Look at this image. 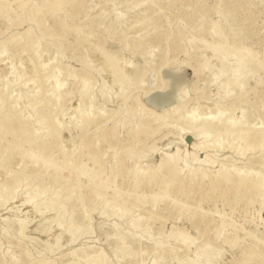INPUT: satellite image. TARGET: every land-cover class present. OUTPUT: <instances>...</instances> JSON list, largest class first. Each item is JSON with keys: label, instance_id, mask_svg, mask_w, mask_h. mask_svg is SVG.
Listing matches in <instances>:
<instances>
[{"label": "rangeland", "instance_id": "rangeland-1", "mask_svg": "<svg viewBox=\"0 0 264 264\" xmlns=\"http://www.w3.org/2000/svg\"><path fill=\"white\" fill-rule=\"evenodd\" d=\"M0 48V264H264V0H0ZM224 52L253 72L222 100ZM45 65L68 81L51 107ZM198 104L226 110L214 147L182 127Z\"/></svg>", "mask_w": 264, "mask_h": 264}, {"label": "bare ground", "instance_id": "bare-ground-1", "mask_svg": "<svg viewBox=\"0 0 264 264\" xmlns=\"http://www.w3.org/2000/svg\"><path fill=\"white\" fill-rule=\"evenodd\" d=\"M146 3V2H145ZM39 13V12H38ZM205 42V41H204ZM226 47L225 46H222V47H216L214 50H215V52L217 53V55H219V52L220 51H222L223 49H225ZM1 53H2V51H1V48H0V55H1ZM37 54V53H36ZM41 54V53H40ZM39 54V55H40ZM45 54V53H44ZM37 56V58H38V55H36ZM43 56H45V55H43ZM221 56H224L225 58L222 60V67H220V69H219V72L215 75V77H213V82H212V85H213V87H215L216 86V88H217V85H218V87L219 86H221V88H222V92H221V90H220V92H219V94H222V96L221 95H219V96H221L220 98L223 100L224 98H226V97H228V96H230V94L231 93H233L230 89H231V87H233L234 89H240V90H242L243 89V87H244V84H245V81H244V79L245 78H247L248 76H250V74L251 73H249V70H246L247 68L249 69L250 68V70L253 72V66L249 63V62H247L246 60H244L243 58L241 59L240 57H238V55H237V53H234V54H232V56H231V58L230 59H226V56L228 57V55H227V53H222V55H220V58H221ZM41 58V57H40ZM39 59V58H38ZM51 60H49V62H50ZM48 62V61H47ZM46 62V63H47ZM39 63V62H38ZM38 63H37V65H38ZM41 63V62H40ZM230 63H232V68H228L227 67V65L228 64H230ZM49 65V64H48ZM48 65H45V68H44V72H48L47 73V75L44 77V78H46L47 79V82L48 81H52V84L53 85H51L52 86V89H51V95H52V98L49 100V107H51V106H54V105H58V103L62 100V99H64V87L67 85V83H68V81H63L62 79H60V77H61V73H62V71H61V68H60V66H56V67H54L52 70H50L49 69V66ZM115 66V65H114ZM127 67H130V66H128V64L126 65ZM38 67H39V65H38ZM42 68H43V63H42ZM40 70V69H39ZM42 70V69H41ZM210 71V70H209ZM41 72V71H40ZM206 72V71H205ZM14 72H10V75H12ZM102 73H104V72H102ZM42 74H43V72H42ZM41 74V75H42ZM73 74V73H72ZM63 77V76H62ZM223 77H225V78H223ZM41 78H43V77H41ZM65 78H67V77H65ZM6 79H7V77H6ZM71 79L73 80L74 78H72L71 77ZM14 80V79H13ZM21 80V79H20ZM37 80V79H36ZM67 80V79H66ZM105 80H107L106 78H105ZM130 80V79H129ZM19 81V80H18ZM120 81H121V83H122V86H124V85H126V82H125V76L124 75H122L121 77H120ZM28 82H29V80H28ZM47 82H46V84H47ZM72 82V81H71ZM89 82V80H86L84 83H85V85H87V83ZM20 83V82H19ZM31 83H34L35 84V82L34 81H32ZM37 83V82H36ZM90 83V82H89ZM88 83V84H89ZM18 84V83H17ZM21 84H23V86L24 87H26L27 86V84L26 83H21ZM29 84V83H28ZM34 84H32L34 87H35V85ZM45 85V84H44ZM211 85V84H210ZM22 86V85H21ZM46 86V85H45ZM90 86V85H89ZM95 86V85H94ZM6 87V86H5ZM212 87V88H213ZM27 88H28V86H27ZM90 88H92V87H90ZM32 89V88H31ZM50 89V88H49ZM86 88H84L83 90H85ZM6 90V89H5ZM30 89H28V91H29ZM216 91H217V89H215ZM27 91V92H28ZM38 91V90H37ZM126 91V90H125ZM170 91V90H169ZM177 91V90H176ZM215 91V92H216ZM235 91V90H234ZM35 92V91H34ZM25 93V92H24ZM33 93V92H32ZM45 93V92H44ZM217 93V92H216ZM4 94V93H3ZM35 94V93H34ZM37 94V95H36ZM34 96L33 95H31V96H33V98H32V108H36V109H38L37 108V104H35L34 103V101L36 100V98L37 97H39L40 95H41V93L40 92H37ZM234 94V93H233ZM181 95V94H180ZM11 96V95H10ZM13 96V95H12ZM46 96H47V94H46ZM107 96H109V95H107ZM218 96V97H219ZM27 97H29V95H27ZM94 97V96H93ZM217 97V98H218ZM13 98V97H12ZM18 98H19V96H18ZM180 98V97H179ZM27 99V98H26ZM174 99H177V93H176V95H175V98H173V96L170 94V92L168 93V94H164V95H161V96H157V98L155 99V103L157 104V105H160V106H165V105H169V104H173L174 102H172L171 100H173L174 101ZM184 99V98H183ZM38 102H40V101H38ZM149 102V101H148ZM176 102V101H175ZM219 102V101H218ZM81 103V102H80ZM90 103V102H89ZM152 103V102H151ZM216 103V102H215ZM154 104V103H153ZM17 105V104H16ZM28 105H29V103H28ZM40 105V104H39ZM151 105V104H150ZM17 106H19V105H17ZM83 106H84V103H83ZM14 106H12V109H11V111L12 110H16L15 108H13ZM48 106L46 107V108H44V109H42L41 111H37L36 112V114L40 117V121H41V127L44 129L43 131H45V130H49V126H48V124H47V122L45 123V121H46V119H47V117H49L50 116V114H51V109L49 108ZM59 107V106H58ZM89 107H90V105H89ZM21 108V107H20ZM169 108V107H168ZM208 108V107H207ZM56 109V108H55ZM59 109V108H58ZM167 109V108H166ZM94 110V109H93ZM93 110L92 109H90V111L91 112H89V113H92L93 112ZM56 111V110H55ZM194 111H195V113L194 114H190L191 115V122H187V123H185V124H183L182 125V127H183V129L184 130H187L190 134H191V136H193L194 137V139L196 140V142H195V144H194V147L195 146H197L198 145V143H197V141L198 142H200V144H199V148H202V149H206V148H210V147H214V145L216 144L215 142H214V139H213V144H207L205 141L210 137V134H209V132H207V129L206 128H208L209 126H211L212 127V129L213 128H216V127H218V126H221L222 124L221 123H224L223 122V116L225 117V111H223V110H221V109H218L217 110V113L214 115L213 113H211V110H210V108H209V113H200L199 112V104H198V106L197 105H195L194 106ZM193 111V112H194ZM228 112V111H227ZM231 112V111H230ZM245 112V111H244ZM88 112H85V116L87 117V118H90V114H89ZM103 113V112H102ZM241 113V112H240ZM21 114V113H20ZM23 114V113H22ZM245 114V113H244ZM243 114V115H244ZM241 115V114H240ZM242 115V116H243ZM187 116V115H186ZM233 116V115H232ZM246 116V115H245ZM189 117V116H188ZM235 117V115L232 117V118H234ZM241 117V116H240ZM247 117V116H246ZM238 118H239V116H238ZM29 119H31V118H29ZM33 119V118H32ZM240 119V118H239ZM242 120L244 119V117L243 118H241ZM248 119V118H247ZM54 120H55V118H54ZM236 121H235V123H237V119H235ZM242 120H241V122H242ZM250 120V119H249ZM32 121V120H31ZM245 121V120H244ZM231 122H232V120H231ZM234 122V121H233ZM239 122V121H238ZM260 122H261V120H260ZM56 123V122H55ZM58 123H60V122H58ZM233 124V123H231V125L229 126V127H231V128H233V129H235V131L239 134V136H241V134L243 133V131L241 130V127H237L238 125H236V124ZM227 123H225V125H226ZM228 124H229V122H228ZM254 124V123H253ZM40 125V124H39ZM252 125V124H251ZM260 125V127H261V124H259ZM223 126V125H222ZM221 126V127H222ZM221 127H218V129L220 128L221 129ZM224 127V126H223ZM222 127V128H223ZM257 127H258V125H257ZM262 127H263V125H262ZM59 128V127H58ZM219 129V130H220ZM224 130V129H223ZM213 131H215V130H213ZM235 134V133H234ZM239 136L238 137H233V136H227V141L225 140V142L224 143H226V148H230V149H232V148H234L235 146H236V144H237V141H238V139H239ZM220 138V137H219ZM204 140V141H203ZM192 142V141H191ZM191 142H189V143H191ZM217 142V141H216ZM220 142V141H219ZM13 152V150L12 149H7V150H0V157H1V159L3 158L4 160H6L8 157H10V154ZM186 160V159H185ZM70 163V162H69ZM192 163V162H191ZM241 173V172H240ZM255 174V173H254ZM219 175L221 176V177H225V178H227L228 177V172L226 171V170H223V171H221L220 173H219ZM241 175V174H240ZM256 175V174H255ZM258 175H259V171H258ZM260 175H262V174H260ZM263 177V176H262ZM240 180H242V178L240 179ZM263 183H264V179H263V181H262ZM46 185V184H45ZM48 185V184H47ZM25 186V185H24ZM50 187V186H49ZM55 187V186H54ZM262 187V186H261ZM264 188V187H263ZM65 189V188H64ZM3 190H5V189H3ZM52 191V190H51ZM26 192V191H25ZM28 193V192H27ZM48 194H49V192H47ZM44 194V193H43ZM46 194V193H45ZM39 196V195H38ZM264 196V195H263ZM25 197H27V196H25ZM81 197H82V195H81ZM239 199V198H238ZM105 200V199H104ZM1 201H2V199H1ZM28 201H29V199H28ZM31 201H33V199H31ZM30 202V201H29ZM51 202V201H50ZM33 203V202H32ZM31 203V204H32ZM57 203V202H56ZM104 203V202H103ZM72 204H74L75 206L73 207L74 209L75 208H78L79 207V205H80V202L79 201H77V202H75V203H73V202H66L65 204H62V206L60 207V214H59V216H58V218L57 219H59V220H55V222L58 224V225H60V226H63V221L64 220H62V217H63V212L64 211H66L67 209H69V207H72L71 205ZM58 205V204H57ZM51 206H52V204H51ZM55 206V205H54ZM53 206V207H54ZM108 206V205H107ZM85 207V206H84ZM35 208H37V207H35ZM43 209V208H42ZM54 209V208H53ZM55 209H57V208H55ZM54 209V210H55ZM110 209V208H109ZM118 209V208H117ZM49 210H51V208H50V206L49 207H47L44 211L47 213V211H49ZM18 211V210H17ZM43 211V212H44ZM19 213V212H18ZM42 213V212H41ZM117 213V212H116ZM123 214V213H122ZM86 216H87V214H86ZM124 218V217H123ZM122 218V219H123ZM21 220V219H20ZM67 220V219H66ZM17 221V220H16ZM23 221L24 220H22V224H23ZM14 222V221H13ZM20 222V221H19ZM86 222V221H85ZM25 223V222H24ZM87 223V222H86ZM89 223V222H88ZM20 224V223H19ZM26 224H27V222H26ZM29 224V223H28ZM27 224V225H28ZM122 224V223H121ZM65 226V225H64ZM56 227V226H55ZM67 227V226H66ZM28 228V227H27ZM64 228V227H63ZM141 228H142V225H141ZM68 229L71 231V233L73 232V231H76V233H84L85 232V224L83 223V221L82 220H80V219H78L77 217H74L73 219H71V220H69V224H68ZM20 232H23V228L21 227L20 229H18ZM66 230V229H65ZM64 230V231H65ZM142 231V230H141ZM19 232V233H20ZM143 232V231H142ZM76 233H75V236H76ZM139 233V232H138ZM150 234V233H149ZM175 234V233H174ZM173 234V235H174ZM180 237V236H179ZM58 238V237H57ZM59 239V238H58ZM189 237L187 236V235H184V241H185V243H187L188 241H189ZM60 240V239H59ZM123 240V239H122ZM176 242V241H175ZM10 243H11V241H10ZM191 244H193V243H191ZM127 248H128V246H127ZM126 249V248H125ZM208 249V248H207ZM204 250V249H203ZM129 252H130V250H129ZM132 253V252H131ZM197 253V252H196ZM13 254H14V252H13ZM28 255V254H27ZM97 255V254H96ZM14 256H16V255H14ZM18 256V255H17ZM92 256V255H91ZM94 256V255H93ZM145 256V255H144ZM90 257V256H89ZM88 257V258H89ZM196 257V256H195ZM192 259V258H191ZM195 259V258H194ZM206 259V258H205ZM30 264H33L32 262H29ZM187 263V262H186ZM186 263H184V264H186ZM93 264H101V255H97L96 256V260L94 261V263ZM153 264V263H152ZM188 264H194L193 262H191V263H188Z\"/></svg>", "mask_w": 264, "mask_h": 264}, {"label": "water", "instance_id": "water-1", "mask_svg": "<svg viewBox=\"0 0 264 264\" xmlns=\"http://www.w3.org/2000/svg\"><path fill=\"white\" fill-rule=\"evenodd\" d=\"M187 141H188V142H191V141H192V138H190V137L187 138Z\"/></svg>", "mask_w": 264, "mask_h": 264}]
</instances>
